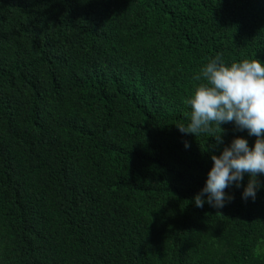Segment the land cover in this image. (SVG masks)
<instances>
[{"label": "trees", "instance_id": "trees-1", "mask_svg": "<svg viewBox=\"0 0 264 264\" xmlns=\"http://www.w3.org/2000/svg\"><path fill=\"white\" fill-rule=\"evenodd\" d=\"M217 54L264 63V0H0V264H264V175L193 202L256 137L176 127Z\"/></svg>", "mask_w": 264, "mask_h": 264}, {"label": "clouds", "instance_id": "clouds-1", "mask_svg": "<svg viewBox=\"0 0 264 264\" xmlns=\"http://www.w3.org/2000/svg\"><path fill=\"white\" fill-rule=\"evenodd\" d=\"M194 79L200 83L186 100L191 108L189 122L176 126L181 133L196 137L215 129L209 136L221 143V125L232 123L256 139L250 148L246 139L236 137L219 156L212 155L205 186L193 202L198 208L205 203L223 208L234 198L225 189L233 184L239 188L245 175L249 179L241 198L254 201L260 187L257 176L264 175V63L252 58L226 65L217 54Z\"/></svg>", "mask_w": 264, "mask_h": 264}]
</instances>
